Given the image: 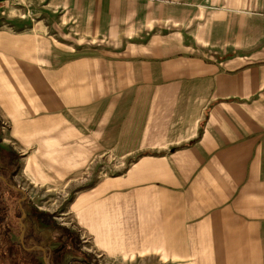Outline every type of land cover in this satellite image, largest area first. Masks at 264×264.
Masks as SVG:
<instances>
[{
  "label": "crops",
  "instance_id": "0c3cea01",
  "mask_svg": "<svg viewBox=\"0 0 264 264\" xmlns=\"http://www.w3.org/2000/svg\"><path fill=\"white\" fill-rule=\"evenodd\" d=\"M215 1L0 0L20 25L0 27V116L23 174L131 162L72 195L101 264H264V0Z\"/></svg>",
  "mask_w": 264,
  "mask_h": 264
},
{
  "label": "rangeland",
  "instance_id": "374dc122",
  "mask_svg": "<svg viewBox=\"0 0 264 264\" xmlns=\"http://www.w3.org/2000/svg\"><path fill=\"white\" fill-rule=\"evenodd\" d=\"M197 1L198 4L190 5L193 9L199 7V5L208 10H216L221 7L214 3L215 0ZM15 23L13 18L0 17V27L13 28L11 24ZM15 25L18 28L20 26L18 23ZM65 33L68 37H78L77 33L69 26H65ZM62 39L70 40L67 37ZM78 39L83 40L84 38L78 37ZM9 128L8 121L1 119L0 116V208L6 214V222L9 223L8 227L11 228L12 237H15L21 243L22 226L20 218L23 210L21 208H24L26 211L24 217L26 228L25 246H22L25 249L36 246L30 247L26 244L36 242L37 239L43 241L42 247L63 243L67 249L62 254L61 261L69 260L73 256L76 259L72 264H84L82 262L83 258H86L87 264H101L103 253L93 245L91 235L73 220L71 212L72 195L74 191L87 187L88 184L97 179L124 172L131 162L111 152L100 153L91 159V163L81 173L63 184H35L28 175L23 174L22 157H24V149L19 148L15 141L8 136ZM10 185L24 188L28 197L20 203L23 194L21 192V194H18ZM29 232L33 233V236L37 239L26 241ZM19 260L20 258L17 257L13 260L10 259L8 262L9 264H20ZM0 264L7 263L0 261Z\"/></svg>",
  "mask_w": 264,
  "mask_h": 264
},
{
  "label": "trees",
  "instance_id": "16d2710c",
  "mask_svg": "<svg viewBox=\"0 0 264 264\" xmlns=\"http://www.w3.org/2000/svg\"><path fill=\"white\" fill-rule=\"evenodd\" d=\"M18 194L20 192L16 191ZM26 205V204H24ZM22 209V208H21ZM23 213V210H22ZM43 221V220H42ZM9 223L6 222V214L0 208V261L9 264V260L15 258H20V264H46L43 259V251L40 249H33L27 251L20 241L16 240L15 237H12L10 233L11 228L8 227ZM8 227V228H6ZM29 236V237H28ZM29 239L36 240L37 238L33 236V233L29 232L26 236V241L29 242ZM43 241L37 239L36 242L26 244L27 246L40 245L43 246ZM2 245V246H1ZM45 246V245H44ZM47 249L48 256L52 264H72L75 261V257H71L69 260L61 261L62 254L66 251V246L62 243H57L56 245L45 246ZM66 256V254H64ZM82 261L84 264L88 263L86 258H83Z\"/></svg>",
  "mask_w": 264,
  "mask_h": 264
},
{
  "label": "water",
  "instance_id": "95a60500",
  "mask_svg": "<svg viewBox=\"0 0 264 264\" xmlns=\"http://www.w3.org/2000/svg\"><path fill=\"white\" fill-rule=\"evenodd\" d=\"M14 190H16V191H19V192H21L22 194H23V197H22V199H20V203L23 201V200H25L28 196H27V193H26V191L24 190V188H22V187H16V186H14V185H10ZM22 205V204H21ZM22 207V206H21ZM23 209V213H22V215H21V218H20V224H21V236H20V239H21V244L23 245V246H25L24 245V242H25V228H26V226H25V223H24V217H25V215H26V211L24 210V208H22ZM27 250H32V249H40L41 251H43L44 252V261H45V263L46 264H52L51 263V261H50V258L48 257V255H47V252H46V248L45 247H42V246H40V245H36V246H34V247H32V248H26Z\"/></svg>",
  "mask_w": 264,
  "mask_h": 264
},
{
  "label": "built area",
  "instance_id": "2783aa9c",
  "mask_svg": "<svg viewBox=\"0 0 264 264\" xmlns=\"http://www.w3.org/2000/svg\"><path fill=\"white\" fill-rule=\"evenodd\" d=\"M22 6L26 9L24 12H20L18 17L20 19L32 18L33 19V8L30 3L21 2ZM8 15L7 11L4 9L3 5L0 3V17H6Z\"/></svg>",
  "mask_w": 264,
  "mask_h": 264
}]
</instances>
